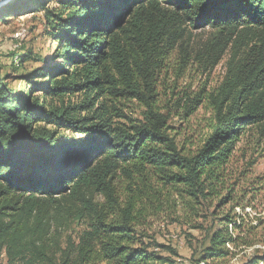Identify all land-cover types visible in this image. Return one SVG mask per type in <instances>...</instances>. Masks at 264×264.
I'll return each mask as SVG.
<instances>
[{
  "label": "trees",
  "instance_id": "trees-1",
  "mask_svg": "<svg viewBox=\"0 0 264 264\" xmlns=\"http://www.w3.org/2000/svg\"><path fill=\"white\" fill-rule=\"evenodd\" d=\"M50 1L0 8L2 22L45 11L58 44L50 60L31 49L12 53L15 73L43 64L23 76V92L0 74L7 264H187L147 230L167 205L184 209L204 235L194 264L228 263L256 246L264 222L235 213L246 195L236 199L231 163L248 131L264 139V0H56V12ZM206 30L209 39L190 51ZM178 50L206 72L226 61L225 74L213 93L172 108L160 80ZM206 101L209 133L197 147L180 144L171 120ZM133 102L139 118L126 112ZM241 264H264V251Z\"/></svg>",
  "mask_w": 264,
  "mask_h": 264
},
{
  "label": "rangeland",
  "instance_id": "rangeland-1",
  "mask_svg": "<svg viewBox=\"0 0 264 264\" xmlns=\"http://www.w3.org/2000/svg\"><path fill=\"white\" fill-rule=\"evenodd\" d=\"M48 8L54 12L58 8L56 0H51ZM8 21H0V74L8 76L9 83L16 89L23 92L26 84L23 82L30 72L38 69L42 62H32L27 70L15 73L11 70L12 53L15 51L25 52L28 49L35 51L40 58L50 60L51 54L55 52L58 44L48 37L49 27L46 25L45 11L38 10L36 13H27L21 16L8 18ZM212 32L210 30L198 31L194 34L193 41L190 42L189 50L199 46L201 42L209 39ZM225 62L223 61L216 69L206 72L192 60L187 61L180 50L176 51L169 63L167 71L160 80V91L164 106L175 107L177 100L181 101V108L184 106V98L194 99L201 92L204 96L213 93L221 85L225 74ZM78 96L74 97V101ZM188 104L191 102L187 101ZM126 112L134 118H139L143 109L137 102L129 103ZM183 116L182 110L178 111ZM214 119V112L208 101L205 102L191 117H176L171 120V125L178 135L180 144L187 147H197L200 140L209 133ZM232 171L235 172L239 182L237 198H246L244 208H236V214L246 217L259 226L264 222V139L256 130H250L238 143L231 163ZM243 200V199H242ZM250 205H247V204ZM167 205L166 210L157 218L150 221L148 232L164 245L174 246L180 253L182 260L187 264H194L193 257L197 250H200L204 241V235L200 231H195L190 226L192 223L188 219L184 209H177ZM202 222V221H200ZM207 226L210 224L208 220ZM257 244L250 250H239L236 257L227 260L223 264H241L247 258L264 251V225H260L256 231ZM198 256H196V259ZM0 264H7L5 254H0Z\"/></svg>",
  "mask_w": 264,
  "mask_h": 264
},
{
  "label": "water",
  "instance_id": "water-1",
  "mask_svg": "<svg viewBox=\"0 0 264 264\" xmlns=\"http://www.w3.org/2000/svg\"><path fill=\"white\" fill-rule=\"evenodd\" d=\"M11 1H13V0H0V8L3 7L4 5H7Z\"/></svg>",
  "mask_w": 264,
  "mask_h": 264
}]
</instances>
